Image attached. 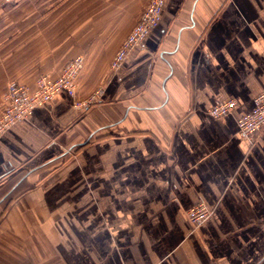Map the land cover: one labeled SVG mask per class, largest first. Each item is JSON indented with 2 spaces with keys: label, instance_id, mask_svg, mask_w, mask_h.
I'll list each match as a JSON object with an SVG mask.
<instances>
[{
  "label": "crops",
  "instance_id": "0c3cea01",
  "mask_svg": "<svg viewBox=\"0 0 264 264\" xmlns=\"http://www.w3.org/2000/svg\"><path fill=\"white\" fill-rule=\"evenodd\" d=\"M147 1L0 3V112L9 81L76 55V99L101 88L0 135V264H264V126L249 142L235 120L264 89V0H165L111 70ZM217 96L236 106L214 118Z\"/></svg>",
  "mask_w": 264,
  "mask_h": 264
},
{
  "label": "built area",
  "instance_id": "2783aa9c",
  "mask_svg": "<svg viewBox=\"0 0 264 264\" xmlns=\"http://www.w3.org/2000/svg\"><path fill=\"white\" fill-rule=\"evenodd\" d=\"M10 1L12 0H0V3ZM164 4L165 0H148L137 22L114 53L110 61L111 70H116L129 51L144 39L152 27L158 24L162 17ZM83 63L82 55L71 57L66 60L58 75L39 74L34 79L33 85L15 80L9 81L2 95L0 135L12 125L26 119L36 107L49 104L61 91L74 99L73 107L81 112L96 102L101 88H97L87 98L76 99V77ZM235 106L234 99H220L217 96L207 108V113L214 118H219L231 113ZM235 120L238 135L252 142L255 134L264 126V89L253 97L251 109L241 113ZM186 215L192 226L197 227L210 217L211 210L203 203H197L187 209Z\"/></svg>",
  "mask_w": 264,
  "mask_h": 264
},
{
  "label": "rangeland",
  "instance_id": "374dc122",
  "mask_svg": "<svg viewBox=\"0 0 264 264\" xmlns=\"http://www.w3.org/2000/svg\"><path fill=\"white\" fill-rule=\"evenodd\" d=\"M147 2H148V1H147ZM147 2H146V3H147ZM145 5H146V4H145ZM145 5L142 7L141 11H142L143 8L145 7ZM141 11H140V13H141ZM162 14H163V13H162ZM161 18H162V17H161ZM137 20H138V19H137ZM137 20H136V22H137ZM136 22H135V23H136ZM135 23H134V24H135ZM134 24H133V25H134ZM132 27H133V26H132ZM132 27H131V28H132ZM131 28H130V30H131ZM130 30H129V31H130ZM128 33H129V32H128ZM128 33H127V34H128ZM125 37H126V36H125ZM71 153H72V155L74 156V155L77 153V149L74 150V151L71 152ZM72 155H71V156H72ZM78 203H79L78 205H82V204H83V203H80V202H78Z\"/></svg>",
  "mask_w": 264,
  "mask_h": 264
}]
</instances>
